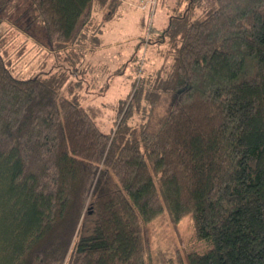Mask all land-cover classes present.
Instances as JSON below:
<instances>
[{"label": "trees", "instance_id": "trees-1", "mask_svg": "<svg viewBox=\"0 0 264 264\" xmlns=\"http://www.w3.org/2000/svg\"><path fill=\"white\" fill-rule=\"evenodd\" d=\"M108 2L30 0L29 17L61 52ZM172 9L166 65L109 133L64 74L19 78L0 50L1 264H149L144 225L165 213L211 247L163 264H264V0Z\"/></svg>", "mask_w": 264, "mask_h": 264}, {"label": "rangeland", "instance_id": "rangeland-1", "mask_svg": "<svg viewBox=\"0 0 264 264\" xmlns=\"http://www.w3.org/2000/svg\"><path fill=\"white\" fill-rule=\"evenodd\" d=\"M146 1L150 6L143 9ZM151 2L109 0L105 7L95 5L82 42L57 52L42 25L29 17L30 0H0V50L19 78L64 74L65 91L71 88L82 105L98 108L96 123L109 133L115 129L118 107L124 115L139 80L154 77L157 71L153 70L167 63L157 34L167 25L176 0H158L156 10H152L156 2ZM145 82L140 81V88L149 86ZM142 116L136 112L129 123L139 124ZM144 235L149 264L202 254L211 247L196 237L191 215L175 225L165 213L144 225Z\"/></svg>", "mask_w": 264, "mask_h": 264}, {"label": "built area", "instance_id": "built-area-1", "mask_svg": "<svg viewBox=\"0 0 264 264\" xmlns=\"http://www.w3.org/2000/svg\"><path fill=\"white\" fill-rule=\"evenodd\" d=\"M144 8H145V7H144ZM144 8H143V9H144Z\"/></svg>", "mask_w": 264, "mask_h": 264}]
</instances>
